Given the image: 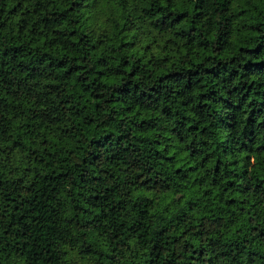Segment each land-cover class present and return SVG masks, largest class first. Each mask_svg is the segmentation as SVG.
I'll list each match as a JSON object with an SVG mask.
<instances>
[{
  "label": "trees",
  "instance_id": "16d2710c",
  "mask_svg": "<svg viewBox=\"0 0 264 264\" xmlns=\"http://www.w3.org/2000/svg\"><path fill=\"white\" fill-rule=\"evenodd\" d=\"M0 264H264V0H0Z\"/></svg>",
  "mask_w": 264,
  "mask_h": 264
}]
</instances>
